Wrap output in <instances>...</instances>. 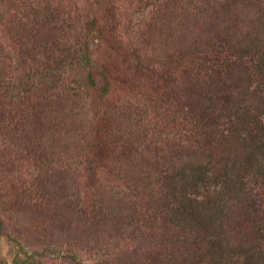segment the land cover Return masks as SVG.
Returning <instances> with one entry per match:
<instances>
[{
    "label": "trees",
    "instance_id": "obj_1",
    "mask_svg": "<svg viewBox=\"0 0 264 264\" xmlns=\"http://www.w3.org/2000/svg\"><path fill=\"white\" fill-rule=\"evenodd\" d=\"M0 12V174L13 158L39 175L0 179V238L21 212L69 264L81 250L102 264H264V0H1ZM69 164L96 187H67ZM22 254L12 264H33Z\"/></svg>",
    "mask_w": 264,
    "mask_h": 264
},
{
    "label": "rangeland",
    "instance_id": "obj_2",
    "mask_svg": "<svg viewBox=\"0 0 264 264\" xmlns=\"http://www.w3.org/2000/svg\"><path fill=\"white\" fill-rule=\"evenodd\" d=\"M78 1L84 2L85 0ZM1 41L2 38L0 36V42ZM78 108L77 124L79 125L80 132H90L92 123L90 107L85 102H82L79 103ZM0 121H3L2 117H0ZM80 132L77 134V136H73L71 138V144L75 143V141L80 137ZM236 139L237 138H234L232 139V141L238 142ZM8 146L9 145H7V143L5 142L4 137L0 136V149L5 147L7 148ZM13 151L16 152V147ZM17 151L19 152L20 148ZM22 155H25L24 152H22ZM40 161L41 159H39L37 163H39ZM9 163L11 164L7 165V169L5 171L6 175L0 174V179L3 185H6L9 188L14 186L16 187V183L22 181L25 182V185L31 187H34L37 184L36 180L39 177L38 171L35 168H32V166L28 167L27 165L29 163L26 160L21 159L19 162H16L12 158L10 159ZM39 165L41 166L40 168L42 169V171H47L46 173L55 172L53 165L45 162ZM68 168V171H70L71 173L73 172V174H63L65 175V179H67V182L64 181L67 183V187L72 188V190L74 191V187L76 186V184L79 181H81V183L85 182L84 179L87 178L88 180H86L84 184H86L87 187H96V179L94 177L89 178L91 174L89 170L83 169V171L81 172L77 170L75 173V166L73 164H69ZM63 175L61 174L62 177H64ZM80 198L77 199L76 197L74 198V196L73 198H71L72 205L75 207L76 211H80V206L83 205V201ZM7 215H10L8 218H6L7 222L5 221L4 225L7 236H2L0 238V264H12L15 261L16 257H21L23 255L22 253L24 251H26V255L24 258H28L29 261L33 264H69L66 263L64 259L61 260V256L66 254V244H63L62 246H54V244L56 243V239H44L41 235H37L35 233L29 234V218L25 213L13 212ZM49 253H51V256ZM76 258L78 259L77 261H81L83 264H102L104 263L105 259L108 258V255L104 257L102 253L96 252L94 250H90V252L81 250L77 253Z\"/></svg>",
    "mask_w": 264,
    "mask_h": 264
}]
</instances>
